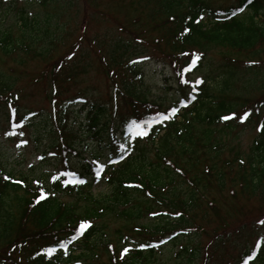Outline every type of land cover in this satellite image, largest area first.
Listing matches in <instances>:
<instances>
[{"label":"trees","instance_id":"1","mask_svg":"<svg viewBox=\"0 0 264 264\" xmlns=\"http://www.w3.org/2000/svg\"><path fill=\"white\" fill-rule=\"evenodd\" d=\"M3 1H6V5ZM23 1L0 0V9L10 11L18 8L15 30L13 25L0 28V55L18 57L16 65L20 64V60L24 63L23 58L26 56L47 63L39 74V80L48 86L45 91L51 108L48 120L53 124V131L58 133L55 147L60 151L64 169L55 180L51 178L46 184L42 182V185L23 179L20 180L23 183H16L10 177L9 180L0 177V264H19L15 259L19 257L25 258V264H71L77 257L72 259L70 254L74 251L73 247L79 244L82 246L78 255L80 258L87 254L88 259L93 254L98 256L100 247L107 264H149L152 250L133 248V251L129 250L121 257L127 242L121 236L118 240L123 245L117 242L113 246L106 240L103 220L109 217L122 219L131 225L128 233L150 243L164 234L176 233L174 225L177 223H180V227L191 222L189 215H194L193 211L198 208L197 202L201 201L197 185L203 180L206 184L223 186L227 174L217 168L223 148L218 134L231 130L234 120H222L221 117L233 113L239 116L244 112L250 113L247 108L249 102L256 113L264 107V0H127L122 4L123 8L135 14L132 30L119 26L124 34L132 38L130 42L117 38L95 41L94 45L98 50L105 51L99 57L102 73L108 77L115 90L122 91V101L131 114L123 118V135L126 137L130 134L134 143L139 140L149 142L154 149L155 161L146 162L142 151H137L135 155V152L125 151L119 146L114 151L111 145L117 146L119 142L114 137V129L110 128L112 144L107 145L111 153L105 167L102 170L99 168L103 164L98 160L100 151L96 148L95 152L82 157V165L78 167L81 171H76L68 163L69 155L81 158L82 153L72 144L76 135L68 132L70 105L67 104L70 101L65 96L69 93V87L77 85L80 76L86 73V67L83 62L73 59L77 44L70 45L62 56L50 60V54L59 43L63 29L50 22L49 18L31 20L25 15L26 10L17 6L18 2ZM141 15L148 22L145 28L140 24ZM148 33H156L157 36L146 42L141 35ZM144 42L169 63L182 90L192 85L188 96L174 107L162 110L160 105L148 102L139 90L142 73L137 62L140 61L132 58L142 53L139 49ZM211 52H215L220 59L217 68L223 69L218 81L201 79L202 83L192 82L191 76ZM196 56L199 59L193 65ZM236 68L254 77V80H246L241 85L244 94L259 90L260 96L254 101L239 96L229 97L236 82L233 75ZM260 76L262 78L256 81V77ZM184 80L187 83H183ZM16 81L13 76L0 74V114L6 113V122L20 137L22 129L29 127L28 117L31 118V114H26L19 107L24 97L18 92ZM72 101L82 103V109H87L83 128L101 146L99 134L107 127L108 121H104V118L109 113L108 105L83 103L78 98ZM182 101L186 107L181 104ZM172 108L179 109L174 116ZM165 115L171 118L165 120ZM250 116L251 113L248 118ZM233 118L236 119V116ZM102 120L105 123L100 125ZM133 120L142 125L148 133L146 136L137 135L140 129L131 125ZM216 123L222 124V131L216 130ZM261 124H264V118L259 126ZM161 132L163 134L160 136ZM257 138L247 155V165L240 163L237 166L241 187L255 192L264 188V130L258 132ZM205 160L210 162L209 166L199 170ZM178 162L182 163V167L175 164ZM198 171L201 176H198ZM188 173L197 179L195 183ZM88 177L107 181L108 193L93 195L86 181ZM178 179L193 188H177L174 184ZM79 180L86 183L80 184ZM41 190L46 194V199L36 203ZM60 195L74 199L64 201ZM176 213H180L178 222L156 227L154 232L137 224L143 216L158 217L157 220L162 221ZM81 222L89 223L90 227L78 239L72 240L73 236L79 234ZM60 242L67 244L68 260L65 259V249L60 247ZM225 242L222 236H216L211 243L216 249ZM258 245L259 249L263 247V251V237ZM49 247L57 249L51 258L44 252ZM256 255L255 259L263 258L259 250ZM220 257L223 258L222 255ZM242 259L241 264L251 262L248 252L242 254ZM178 264L190 262L186 258ZM203 264H209V259Z\"/></svg>","mask_w":264,"mask_h":264},{"label":"rangeland","instance_id":"2","mask_svg":"<svg viewBox=\"0 0 264 264\" xmlns=\"http://www.w3.org/2000/svg\"><path fill=\"white\" fill-rule=\"evenodd\" d=\"M126 1L24 0L22 3H17L18 7L26 10L25 15L31 20L39 21L49 18L50 22L56 23L55 25L63 29L59 43L50 54V60L62 56L70 45L77 44L73 59L75 62H83V66L86 67V73L80 76L77 85L69 87V93L65 96V99L68 98L70 101L67 104L70 105L68 132H71L69 134H73V136L76 135L72 144L82 153L81 158L71 155L68 157L69 165L76 171H81L78 167L82 165V157L87 156L89 152H95L94 149L96 148L100 151L98 154L99 162L103 165L107 164L111 153L107 144H112L109 138L110 128L114 129V137L119 142L117 146L111 145L114 151L118 150V146L124 145L125 151L135 152V155L137 151H142L146 162L155 161L154 149L149 142L139 140L134 143L130 134L126 137L123 135L125 129V124H122L123 118L131 114L122 101L120 94L122 91L120 89L119 91L115 90L112 83L108 81V77L102 73L99 57L100 55L103 56L105 51L98 50L99 48L94 45L95 41L117 38L126 43L130 42L132 38H129L119 28L121 25L131 30L134 28L131 24L134 22L133 16L135 14L122 7ZM5 2L3 1V3ZM17 9L10 11L0 9L1 29L13 25V30H15L14 23L18 19ZM140 18V24L145 28L148 22L144 16L141 15ZM14 34L16 35V32ZM156 36V33L141 35L146 42L151 41ZM146 42L141 44V49H139L142 50V53L132 58L140 61L137 62L142 73L139 90L142 91L141 94L148 102L160 105L162 110L174 107L188 96L192 85H188L182 90L169 63ZM16 58L18 57L8 58L0 55V74L13 76L17 79L16 88L24 97L19 107L26 114H31V118L28 117L29 127L23 128V135L18 137L16 131L12 130L9 123L6 122V113L0 114V177L8 176L15 181L23 179L30 183L36 184L38 182L42 185V182L45 183L60 175L64 169L60 151L55 147L58 133L53 131V124L48 120L51 115V108L45 95L48 86L39 80V74L47 63L26 56L23 58L24 63H21L22 60H20V64L16 65ZM219 65L220 59L216 53H209L202 61L201 67L191 76L192 82L201 79L209 80V82L213 79L218 81V75L223 70L217 68ZM233 75L236 82L233 85L232 94L229 95L230 98L239 96L254 101L260 96L259 90L248 94L243 93L241 88L243 82L254 80V77L248 72L236 68ZM261 78V76L256 77L255 80L259 81ZM75 98L82 100L83 103L108 105L109 113H106L104 118V121H108L107 127L104 132L99 134V138L102 140L101 146L90 137L89 131L83 128L88 111L82 109V103H74L72 100ZM247 108L251 113L248 119L241 123L239 114H236V119L232 118L234 120L231 122L232 129L218 134L219 140L223 143V148L219 155L217 168L227 175H225L221 187L206 184L202 178L203 183H197L201 192L199 197L201 201L197 202L198 208L193 211L194 215H189L191 222L189 221L180 227H178L180 223H177L174 225L177 228L174 236L173 234H164L162 238H157L148 243L142 238L128 233L131 230V225L124 220L115 217L104 218L106 240H109L113 246L117 242L123 245V242L118 240L121 236L126 240L127 245L125 246L130 251H133V248H139L142 251L152 250V254L148 258L149 264H178L186 258L190 264H203L206 259H209V264H241V261L243 262L242 254L247 252L251 260L248 264H264L263 247L258 249L259 255H263L261 259H255L258 255L254 251L262 237L264 238V224L259 223L260 220H264V188L257 192L251 191L249 188H242L237 177L239 175L237 174V166L241 161L247 165V155L250 153L254 142L258 140L259 131L257 129L264 118V107L259 108V112L256 113L249 102ZM109 114L110 117H108ZM104 121L102 120L100 125H103ZM214 127L216 130L222 131L221 127L223 126L216 123ZM162 134L163 132L160 136ZM24 141L27 143H23ZM53 144L54 146H52ZM235 157L237 159H234ZM205 162V164L202 163L201 168H198L199 170H203V166H209L208 163L210 162L206 160ZM175 164L182 167L180 162ZM188 174L192 178V182L195 183L197 179L192 177V173ZM198 176H201L199 171ZM86 181H88V185H90L88 188L93 195H104L109 191V183L102 178L88 177ZM174 185L183 190L193 188L180 182L179 179ZM203 188L208 189L203 190ZM60 197L64 201H73L74 199L65 195H60ZM178 217L179 215H174L168 217L167 220L160 221L157 220L158 217L154 218L147 215L141 217L137 224L154 232L156 227L162 228L172 222L175 224L179 221ZM216 236H222L226 242L220 248L215 249L211 242ZM141 244L148 246L140 248ZM223 247L225 248L223 249ZM73 248L74 251L70 256H73L72 259L76 257L77 259L72 260L71 264H107V258L103 255V250L100 247L97 252L98 256L93 254L89 259L88 254L85 255L86 257H78L81 253L80 248H82L80 244ZM242 250L244 251L242 252ZM192 255L195 257L192 258ZM221 255L223 256L222 259H220ZM68 258L65 255V259L68 260ZM15 259L17 263L25 264L24 257ZM111 264L113 263L111 262Z\"/></svg>","mask_w":264,"mask_h":264},{"label":"snow or ice","instance_id":"3","mask_svg":"<svg viewBox=\"0 0 264 264\" xmlns=\"http://www.w3.org/2000/svg\"><path fill=\"white\" fill-rule=\"evenodd\" d=\"M241 11H243V9H241ZM185 31L187 32L188 29H185ZM185 55H187V54L185 53ZM198 59H199V56H196L195 59H193V62H192L193 65L196 63V60H198ZM182 82H183V83H187L186 80H184V81H182ZM196 83L199 84V83H202V81L197 80ZM181 104H182L183 106H185V107L187 106L183 101L181 102ZM178 111H179V109H177V108H172V109H171V112H172L173 116H174ZM13 112H15V109H13ZM235 115H236V114L233 113V114H231L230 116H223V117H221V119H222V120H229V119H232L233 116H235ZM249 115H250V113H248V112H244L243 115L239 117L240 122L243 123L244 120L247 119ZM157 118H159V117H157ZM170 118H171V117H169V116H167V115L164 116V119H165V120L170 119ZM130 123H131L132 126H135L136 128L140 129V130L137 132V135H139V136H146V135L148 134L146 131L143 130L142 125L137 123V121L133 120V121H131ZM144 123L146 124L147 122H144ZM261 130H264V124H261V125L258 127V129H257V131H261ZM21 135H23V133H21ZM23 143H27V141H24ZM120 147H121L122 149L125 148L124 145H121ZM125 150H126V149H125ZM121 159H123V156H121ZM109 162H114V161H109ZM241 163H243V161H241ZM104 167H105L104 165H99L100 170H102ZM177 171H179V169H178ZM69 175H74V174H73V173H69ZM97 175H99V171L97 172ZM9 179H10V178H9L8 176H4V180H9ZM53 179L55 180L56 177H53ZM16 183H23V182H22V181H16ZM37 183H38V182H37ZM78 183L83 184V183H86V181H84V180H79ZM43 199H46V194L43 192V190H41L40 196L37 198L36 203H39L40 200H43ZM152 215H158V214H157V213H152ZM176 215H180V213H176ZM259 223L264 224V220H260ZM89 227H90V224H89V223H87V222H81V224H80V226H79V230H78V233H79V234H78L77 236H73V237H72V240L78 239L79 236H82V235L84 234V231H85L87 228H89ZM70 242H71V240L69 241V243H70ZM161 243H163V241H161ZM147 246H148V245L141 244V245H140V248H144V247H147ZM60 247L65 249V253H64V254L67 255V244L64 243V242H60ZM56 251H57V249H56L55 247H49V248L44 249V252L49 256V258H51L52 255H53ZM128 251H129L128 248H124L123 253H121V257H123L124 253H127ZM38 255H39V253H38Z\"/></svg>","mask_w":264,"mask_h":264}]
</instances>
